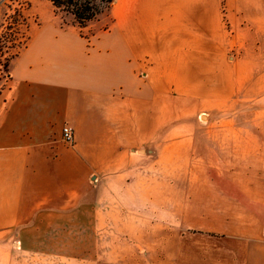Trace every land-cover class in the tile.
Returning <instances> with one entry per match:
<instances>
[{
  "label": "crops",
  "instance_id": "1",
  "mask_svg": "<svg viewBox=\"0 0 264 264\" xmlns=\"http://www.w3.org/2000/svg\"><path fill=\"white\" fill-rule=\"evenodd\" d=\"M47 1L6 76L0 64V238L73 208L96 227L139 224L125 235L140 240L137 264H264V58L218 54L223 4L240 30L264 0H123L86 26ZM214 110L235 112L218 120L231 130L218 158L235 165L180 202L172 160L194 154L192 116ZM192 205L180 235L179 207Z\"/></svg>",
  "mask_w": 264,
  "mask_h": 264
},
{
  "label": "rangeland",
  "instance_id": "2",
  "mask_svg": "<svg viewBox=\"0 0 264 264\" xmlns=\"http://www.w3.org/2000/svg\"><path fill=\"white\" fill-rule=\"evenodd\" d=\"M33 1L35 2L33 8L32 0L0 1V36L3 51H0V64L2 65V74L4 76H6L8 70V66H4L7 58H10L25 45L28 26L31 23L39 22L34 10L48 9L52 6L47 0ZM122 2L123 0H115L109 9L89 23L102 20L106 15H111L113 11L123 13ZM222 8V30L219 36L226 40V47L222 49L223 52L217 48L216 50L219 51L217 53L219 55L234 56V54L250 53L253 50L256 51L260 58H264V29L255 30L252 26L254 23L264 22V15L252 16L248 14L242 16L247 24L237 30L226 13L225 4H223ZM62 16L64 21H66L68 17H65V13ZM209 113L210 115H200L198 113L192 116L195 121L196 134L200 136V142L196 143V146L190 147L194 154L188 157L180 155V158L172 160V166L176 170L175 173H177L176 184L178 185V191L176 195H178L180 202L182 199L187 198L201 199L203 197V187L208 182H211L212 186H217L218 170L220 168L224 170L227 166L233 167L235 165L232 155L231 159L228 158L227 163L224 158H218L219 139L222 140L221 145H226L228 143L224 142V138L230 139L231 136V130L226 128L225 125H221L220 128L218 120L220 118L231 119L234 117L235 112L234 110L223 112L214 110ZM245 113L247 114V112L243 113L244 117H248L245 116ZM181 114L183 112H179V115ZM189 117L182 116L177 121L181 124L183 120ZM209 118L215 121L216 124L210 125V123H207ZM186 131L185 127H179V137L185 134ZM226 133L228 134L226 135ZM259 144V148H262V144ZM183 145L185 146H182L180 150H186V144ZM210 149L212 150V155L208 152ZM205 155H207L206 158ZM244 161L246 162L247 160ZM221 162H223V165L219 168L218 165ZM208 170H210L211 178L208 176ZM70 209L65 213V217L63 216L64 219L61 218L60 220L57 216L51 217V223L37 222L31 224L32 229L26 231L29 232L26 238L24 233L21 236H17L14 230L9 238H0V264H137L139 262L137 254L140 253V246L136 244L140 243V240L127 238L130 233L137 234L141 229L139 224L112 223L109 224L110 226L103 224V226L96 227L89 222L88 217H86L87 222H80L75 217V209ZM201 210L202 207L194 205L179 207L178 221L180 225H177V230L180 235H185L187 231H192V229H188V226L192 225V217L190 216L196 215ZM182 220L183 223H181ZM107 229L115 232L109 233L108 236L107 234L103 236L95 233L97 230ZM132 252L137 254L132 256Z\"/></svg>",
  "mask_w": 264,
  "mask_h": 264
},
{
  "label": "trees",
  "instance_id": "3",
  "mask_svg": "<svg viewBox=\"0 0 264 264\" xmlns=\"http://www.w3.org/2000/svg\"><path fill=\"white\" fill-rule=\"evenodd\" d=\"M53 5L74 16L75 21L80 26H86L90 21L97 19L104 11L109 9L115 0H50ZM24 44H26L24 42ZM0 51H2V43L0 36ZM17 54V52L4 63L8 66L10 60Z\"/></svg>",
  "mask_w": 264,
  "mask_h": 264
},
{
  "label": "built area",
  "instance_id": "4",
  "mask_svg": "<svg viewBox=\"0 0 264 264\" xmlns=\"http://www.w3.org/2000/svg\"><path fill=\"white\" fill-rule=\"evenodd\" d=\"M2 1V0H0ZM63 140L68 143V144H73L74 138H75V132L74 128L70 125H65L63 127V135H62Z\"/></svg>",
  "mask_w": 264,
  "mask_h": 264
}]
</instances>
